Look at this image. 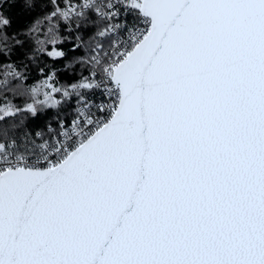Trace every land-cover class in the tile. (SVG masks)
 Returning <instances> with one entry per match:
<instances>
[{
  "label": "snow or ice",
  "instance_id": "snow-or-ice-1",
  "mask_svg": "<svg viewBox=\"0 0 264 264\" xmlns=\"http://www.w3.org/2000/svg\"><path fill=\"white\" fill-rule=\"evenodd\" d=\"M48 5L13 36L0 10V58L34 41L25 59L50 61L19 89L27 65L0 60L28 98L0 122L76 102L0 131V264H264V0Z\"/></svg>",
  "mask_w": 264,
  "mask_h": 264
},
{
  "label": "trees",
  "instance_id": "trees-1",
  "mask_svg": "<svg viewBox=\"0 0 264 264\" xmlns=\"http://www.w3.org/2000/svg\"><path fill=\"white\" fill-rule=\"evenodd\" d=\"M34 5L35 6L30 9L25 8L23 0H9L8 3L4 4L3 9L0 10L5 11L6 15L10 16L13 21L12 27L7 30L9 36H13L17 32L25 30L27 26L33 24L35 20L43 17L48 11L51 10L50 5H48V0H34ZM46 30L47 25L44 26V31ZM93 30L94 29L89 28L88 30L83 31L82 34L85 36V38H87V36L90 35ZM61 34L67 35V29L64 27L63 22H61ZM40 39H43V37L41 36ZM64 46L69 47L68 44H65ZM34 47V41H29L24 49L13 47L10 57L0 58L3 63L19 64L23 62L27 65V68L23 69L28 77L27 80H13L11 82V88L27 89L36 84V82L41 79L38 68L43 66L45 63H49L50 61H48L46 57H40L35 62L25 59L23 53ZM63 63L64 62L56 66L58 68H62ZM79 71L80 69L77 67L76 75L73 76V73L62 70L59 73L60 84L73 82L74 79L78 78ZM5 96L11 103L21 108H23L24 104L28 102V98L26 96L17 95L10 89L0 90V100H2ZM75 104V99H73L68 105H65L59 109H46L41 111L38 117H32L27 114L18 115L15 117V119H9L7 121L0 122V131L7 128L10 129V136L15 135L17 138L22 137L26 132H34L36 130L43 129L48 123H52V125H54L58 117L62 119H69ZM12 125H16L17 127L12 128Z\"/></svg>",
  "mask_w": 264,
  "mask_h": 264
},
{
  "label": "built area",
  "instance_id": "built-area-1",
  "mask_svg": "<svg viewBox=\"0 0 264 264\" xmlns=\"http://www.w3.org/2000/svg\"><path fill=\"white\" fill-rule=\"evenodd\" d=\"M74 2H78V0H74ZM123 37H124V38L127 37V33H126V32L123 33ZM113 38H115V37H113ZM90 98H93V99L95 100L96 103H99L102 99H104V98L101 96V94H100L99 92H96L95 95H94L93 97H90ZM75 107H76V104H75V106L73 107V110L75 109ZM73 110H72V113H73ZM72 113H71V116H70V118H69L68 120H71V118H72ZM55 126H56V123L53 125V127H55Z\"/></svg>",
  "mask_w": 264,
  "mask_h": 264
}]
</instances>
